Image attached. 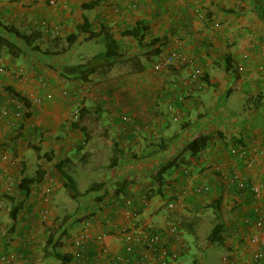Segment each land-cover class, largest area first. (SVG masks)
I'll return each instance as SVG.
<instances>
[{
	"label": "crops",
	"instance_id": "0c3cea01",
	"mask_svg": "<svg viewBox=\"0 0 264 264\" xmlns=\"http://www.w3.org/2000/svg\"><path fill=\"white\" fill-rule=\"evenodd\" d=\"M2 25L35 39L25 49H0V61L13 70L0 73V105L11 113L0 117V199L12 194L9 201L30 203L16 211L12 236L0 225V257L31 256L0 264H49L45 254L35 262L49 231L34 225L39 218L31 221L48 201L55 216L71 215L58 228L66 231L56 248L70 255L66 264H114L99 257L101 246L119 254L124 234L135 227L161 230L173 223L180 238H166L165 264L252 259L262 237L254 223L264 222V0H63L55 6L0 0V32ZM135 27L137 37L127 33ZM77 30L68 44L65 36ZM106 31L119 42L120 56L88 81L78 79L77 65L105 53ZM91 42L104 49L83 50ZM78 48L83 62H76ZM174 50L181 59L155 71L154 63ZM195 67L203 69V86L179 101V81ZM82 81L89 88L76 99L81 109L73 119L76 100L61 91ZM17 102L26 107L19 118L12 115ZM42 170L29 194H19L20 180ZM90 174L95 180L90 176L86 184ZM67 177L80 193L103 182L105 195L74 200L63 185ZM252 185L261 186L258 194ZM44 188H51L46 202ZM81 215L90 216L78 220ZM78 233L88 237L84 263L72 257ZM144 264L163 263L149 253Z\"/></svg>",
	"mask_w": 264,
	"mask_h": 264
},
{
	"label": "built area",
	"instance_id": "2783aa9c",
	"mask_svg": "<svg viewBox=\"0 0 264 264\" xmlns=\"http://www.w3.org/2000/svg\"><path fill=\"white\" fill-rule=\"evenodd\" d=\"M63 0H49V5L55 6L58 2H61ZM133 6H136L133 5ZM181 59V52L179 50L171 51L168 54H165L163 57L158 59L154 65L153 69L155 71H161L164 69H167L172 63L179 61ZM13 72V70L9 69L8 67H5L4 64L0 61V73L5 72ZM15 73L20 76L25 75V70L22 68H18L15 70ZM204 75L203 69L200 67H195L194 70L187 76H184L180 79V85L184 87V92H179V101L182 100L184 102L187 101V99L193 95V93L197 90H200L203 86L202 77ZM46 84V83H44ZM89 88L88 82H80L76 84V87L74 88H65L62 89V95L65 99L68 101L76 100L80 97V92L85 91ZM172 88L176 91L178 88L177 83L172 84ZM51 94L47 93L45 95V98H50ZM81 100H76V105L73 107L71 111V116L73 119H77L80 115V109H81ZM25 105L21 102H17L15 109L13 110V117L19 118L22 116V114L25 111ZM169 109H172V104L168 105ZM10 110L6 108L5 106L0 105V117H7L9 116ZM124 121H129V118L127 116L122 117ZM238 188H244L245 183L244 181H239L237 184ZM207 189V187H204ZM251 191L254 194H258L260 191L261 186L260 185H252ZM39 189V188H38ZM51 190H48L46 188L43 189V198L45 200ZM169 207H172V204H168ZM31 221H34V218L31 217ZM245 222H248V220H244ZM255 226L259 229V231H262V237L260 238L257 236L255 239L257 242H259L257 250L254 252L252 259L249 261H245L242 264H259L262 260H264V222L262 219H258L255 221ZM134 233L130 234V232H127L124 234V246L122 251L119 254H108V250L106 247L101 246L100 247V254L99 257H108L110 258L111 262L114 264H144L145 262V255L150 254H156L158 258L162 261L163 264L168 263L165 260V256L167 254L166 249V238H174L179 239V230L178 226L173 223L166 229H151L148 227H141L137 226L134 228ZM74 245L75 250L73 252V258L77 263H84L87 260V249H88V237L84 233H78L74 238ZM31 243V240L27 238L26 244L29 245ZM22 256V254H20ZM174 256V255H173ZM14 258L13 253L8 254V256H3L2 260H5L7 262L12 261Z\"/></svg>",
	"mask_w": 264,
	"mask_h": 264
},
{
	"label": "trees",
	"instance_id": "16d2710c",
	"mask_svg": "<svg viewBox=\"0 0 264 264\" xmlns=\"http://www.w3.org/2000/svg\"><path fill=\"white\" fill-rule=\"evenodd\" d=\"M85 29V26L83 28H81V30L83 31ZM2 32H0V49L3 48V46L6 47V49L8 50L9 47L12 46H20L21 49H25L26 47H30L32 42L34 41L35 37H32V35L30 34H26V33H20L17 30H14L12 28H9L7 26H3L2 25ZM137 31L138 28L135 27L132 30H129L127 33L132 35L133 37H137ZM37 37V36H36ZM77 39V34H69L67 36H65V40L68 44L75 42ZM104 46H105V53L98 55L97 57H95L94 59H92L90 62L84 64V65H77V69L76 71H78L77 73L78 75V79L80 80H84V81H88V77L96 72H99V74L101 73L100 71L103 70V67L105 66L106 63H109L110 61H115V59H117L120 56V45L119 42H117L114 37L112 35H110L109 33L104 32ZM10 52V49L8 50ZM154 52L156 53H160V48L157 47L156 49H154ZM44 172L42 170V172H38L37 173V177H34L33 179H30L28 177H23L19 184H18V193L19 194H26L28 195L30 192V186L33 183H39L41 181V177L43 176ZM63 185L65 187V189L67 190L69 196L74 199V200H78L81 198H84L85 196L88 195H92L94 193L97 194V196L94 198L95 202L99 201L100 199L103 198V196L105 195V183L103 182H94L92 183L85 191L84 193H80L78 191V189L75 186L74 181L67 177L66 179H64L63 181ZM99 192V194H98ZM16 209H14V211L11 212V216L12 219H15L16 217V211L18 209V207H15ZM88 216L90 215H81L78 216V220H83L85 218H88ZM70 216L66 217L70 218ZM49 231V229H48ZM66 231L63 230H54V231H50L48 232V236L47 239L45 241V245L43 247V250L45 252V256L50 257L52 259L55 260H60L61 264H66L69 259L71 258L70 255H68L67 253H61L56 249V242H58L59 238H61ZM214 235V234H213ZM212 235V236H213ZM212 236L210 238H212ZM216 236V235H215ZM214 236V237H215ZM212 241H215L216 239L213 238L211 239ZM22 253V252H21ZM73 257V256H72Z\"/></svg>",
	"mask_w": 264,
	"mask_h": 264
},
{
	"label": "rangeland",
	"instance_id": "374dc122",
	"mask_svg": "<svg viewBox=\"0 0 264 264\" xmlns=\"http://www.w3.org/2000/svg\"><path fill=\"white\" fill-rule=\"evenodd\" d=\"M80 31H82V30H80ZM80 31L79 30H77V32H76V34H77V36L80 34ZM92 44H90V45H87V46H83L82 48H83V50L84 49H91V48H93V47H95L97 50H102V49H104V46L103 45H101V44H98V43H93V42H91ZM81 52H80V50H79V48L74 52V54H75V58L77 59V61L76 62H83L82 61V59H80V57H79V54H80ZM84 53V52H83ZM82 53V54H83ZM79 57V58H78ZM70 62H73L72 60L70 61ZM97 174H99V172H97ZM91 176V180H95L94 178H93V176L90 174L89 176H88V179H86V181H85V183L87 184V182H88V180L90 179L89 177ZM99 176V175H98ZM97 176V179L99 178ZM50 190H51V188H50ZM17 193V192H16ZM12 194H10V195H8V197H6L5 195H1V197H2V199H0V222H2L0 225H2L3 226V231H5L6 233H9L11 236L13 235V232L15 231V230H13V231H11V233L9 232L10 231V229H13L12 227H11V224H12V218H11V212L12 211H14V209H16L15 207H18V209H17V211H20V212H23L24 211V209H26V208H29V206H28V204L30 205V203H25L24 202V200L22 199V200H20L19 202H16V201H13V202H11V201H9V196H11ZM14 195H15V193L13 194V196H12V198L14 197ZM51 196H55V193H53L52 192V194H51ZM17 198H19V196H17ZM49 198H51V197H47L46 199H49ZM20 199V198H19ZM18 199V200H19ZM43 200H44V198H43ZM46 201H48V200H45L44 202H46ZM50 201H48V202H46V205H48V208H44V209H41L42 211H41V213L39 214L40 216H38V215H34V216H31V217H33V218H39V220H36L35 222H34V225H36V224H39V226H40V228H44L45 227V229L46 230H48L49 229V232L50 231H54V230H57L58 228H60V226H61V223L63 222V220L65 221V222H67L68 221V219L69 218H67V219H64L65 218V216L64 217H62L63 215H61V217H58V216H55L54 214H53V212H51L50 210V208H49V205H50ZM33 209V208H32ZM32 209H28L29 211H32ZM5 212L6 214H1V212ZM29 211L28 212H24V213H29ZM18 213V212H17ZM9 215L10 217H7V216ZM67 216V215H66ZM33 222V221H32ZM44 229V230H45ZM59 230V229H58ZM184 235L187 237V240H191L192 239V237H191V233L190 232H185L184 233ZM44 236H45V241H46V236H47V231H45V234H44ZM65 236V234L61 237V238H59V240H58V242H56V248L59 246V243H61V239L63 238ZM210 235H207V239H209L210 237H209ZM45 241H44V244H43V247H44V245H45ZM7 243H9V242H7ZM43 247H42V249H41V257H39V260H37L36 261V258H37V256L35 255V262L36 263H38V262H42V261H44L43 259V256H44V254H45V252H44V250H43ZM10 253H12V252H10ZM10 253H7V254H5V255H3V256H8V254H10ZM21 253H17V252H14L13 253V256H14V258H13V260H15L16 262H24V260L25 261H29L30 259H31V256L29 257H27V256H25V257H23V256H21L20 255ZM221 254H223V250H219L218 252H217V254H216V256H217V258H219L220 257V255ZM0 260L1 261H3V262H7V261H5V260H2V258L0 257ZM46 260H48V261H45V262H49V264H58V262H57V260H54V259H52V258H47ZM9 262H11V261H9ZM219 263H220V261H219ZM42 264V263H41Z\"/></svg>",
	"mask_w": 264,
	"mask_h": 264
}]
</instances>
